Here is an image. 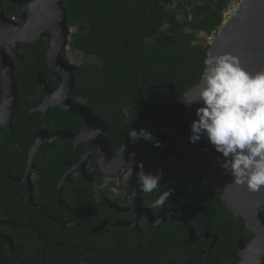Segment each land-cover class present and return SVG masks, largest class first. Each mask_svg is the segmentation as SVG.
I'll return each mask as SVG.
<instances>
[{
  "label": "trees",
  "instance_id": "obj_1",
  "mask_svg": "<svg viewBox=\"0 0 264 264\" xmlns=\"http://www.w3.org/2000/svg\"><path fill=\"white\" fill-rule=\"evenodd\" d=\"M0 1L6 17L21 21L17 5ZM239 1L63 0L68 27L75 31L70 34L69 47L83 56L75 65L76 84L70 98L82 100L109 124L106 137L114 146L121 141L118 132L132 129L147 130L161 145L167 140L163 128L182 137L183 96L200 81L210 48L199 35H215L224 14ZM48 47L45 39L20 44L18 57L12 58L19 98L14 129H0V220L6 222L0 225L4 236L0 238V264H237L239 238L247 245L253 236L199 173L195 177L183 174L176 191L167 180L144 196L151 206L172 189L165 206L188 217L196 237L208 230L217 236L211 250L212 238L183 243L188 232L176 221L167 220L159 229L145 224L142 233L123 227L107 232L114 220L95 205L96 192H85L80 176L73 185L64 186L60 197L70 209L61 206L56 199L59 179L84 149L82 145L74 150L66 139L42 147L35 161L39 171L33 172V205L24 199L26 184L12 179L24 175L36 132L67 129L77 134L82 125L80 118L60 108H52L47 118L30 112L43 97L35 80L48 72ZM59 84L56 81L54 86ZM137 144L151 159L160 148L143 139ZM91 175L97 179L102 174L96 170Z\"/></svg>",
  "mask_w": 264,
  "mask_h": 264
},
{
  "label": "water",
  "instance_id": "obj_2",
  "mask_svg": "<svg viewBox=\"0 0 264 264\" xmlns=\"http://www.w3.org/2000/svg\"><path fill=\"white\" fill-rule=\"evenodd\" d=\"M10 1L20 8L22 19L16 21L6 17L4 3L0 1V81L2 87L0 129H14L12 119L19 91L12 58L18 57L20 44H34L44 37L49 39L47 65L60 77L61 85L53 91L39 75L35 82L42 86L45 97L41 103L32 107L31 112H39L47 118L50 109L55 107L83 121L82 130L77 135L69 130L54 133L37 132L36 139L28 150L25 175L12 179L14 182L27 184L29 191L24 199L33 204L31 177L32 171L37 170L35 166L37 155L46 143L53 144L59 139L69 140L75 149L82 143L87 146L79 160L69 166L61 178L57 191L59 201L63 185L71 182V175L74 171H79L85 179H88L85 163L95 154L98 168L105 176H115L121 170H125L126 175V169L132 166V178L127 185L124 183L125 186L135 185L136 187L131 194L134 206L128 212L135 214L136 210L142 211L153 219L150 210L140 208L141 199L138 196L141 191L138 180L134 177L137 165L142 163L145 172L152 174L163 169L164 175L160 182L173 180L176 188L180 186L178 172L183 171L187 176L193 177L196 168L205 178L207 186L216 193L234 216L241 217L245 223V230L253 236L247 245L244 244L243 238H239L236 247L239 257L237 264H264V189L258 193H251L245 187L232 183V178L224 175L220 165L216 163L220 154L214 151L213 146L206 139L196 144L189 143L190 125L196 119V109L202 105L186 106L184 103L197 98L200 81L190 86L183 96L184 137L180 138L172 129L163 128L162 131L168 136V141L160 148L155 162H151L144 151L132 143L127 134L123 135L125 141L119 147L117 154L113 155L110 142L104 138L109 125L100 120L84 103L73 101L70 98L76 84V67L62 56L63 51L68 48L71 34L63 0ZM222 25L214 35L208 55H222L230 52L240 59L242 67L247 72L254 75L264 71V0H240L235 8V14H232L226 26ZM8 47L10 49L7 50ZM97 129L100 130L99 134H97ZM132 154H135L134 157ZM166 216L172 221L183 224L186 228L188 238L183 243L202 242L212 238L211 248L216 244L217 236L212 235L210 230L203 237H196L188 217H179L173 212L166 213ZM166 216L161 214L160 219L152 221V224L159 227ZM5 223L0 220V225ZM120 224L124 223H118L116 226ZM128 226L136 228V225ZM0 238H4L1 232Z\"/></svg>",
  "mask_w": 264,
  "mask_h": 264
},
{
  "label": "clouds",
  "instance_id": "obj_3",
  "mask_svg": "<svg viewBox=\"0 0 264 264\" xmlns=\"http://www.w3.org/2000/svg\"><path fill=\"white\" fill-rule=\"evenodd\" d=\"M184 104L202 105L196 109V119L190 125L189 143L206 139L220 154L216 163L224 175L232 178V183L251 193L264 189V71L254 75L247 72L240 59L230 52L209 54L203 61L197 98ZM96 131L99 134L100 130ZM128 136L133 143L143 139L156 148L161 147L145 129H132ZM137 167L139 190L147 194L158 190L163 169L152 174L145 172L142 163ZM132 175L131 166L126 169L125 182ZM112 191L119 195L118 189ZM172 194V189L164 191L151 207L165 206Z\"/></svg>",
  "mask_w": 264,
  "mask_h": 264
},
{
  "label": "flooded vegetation",
  "instance_id": "obj_4",
  "mask_svg": "<svg viewBox=\"0 0 264 264\" xmlns=\"http://www.w3.org/2000/svg\"><path fill=\"white\" fill-rule=\"evenodd\" d=\"M18 9L20 10V8L18 7ZM21 16V14H20ZM14 20H16L15 18H12ZM17 21V20H16ZM43 39H45L46 41H48L49 43V39L44 37ZM68 47H69V44H68ZM67 49L64 50L65 52V60L69 62L68 58H67ZM41 75V74H38L37 75V78L38 76ZM43 77V79L47 82V84L49 85L50 89L51 90H56L60 85H61V79L59 76H57L49 67H48V72L45 73L44 75H41ZM36 78V79H37ZM36 81V80H35ZM58 82L60 81V84L58 86H54L55 82ZM38 84V83H37ZM40 85V84H38ZM42 91H43V97L42 99L37 103H41L43 100H44V97H45V92L42 88V86L40 85ZM76 101H78L79 103H84L82 100H79L77 99ZM35 104V105H37ZM34 105V106H35ZM55 108V107H53ZM32 109V108H31ZM52 109V108H51ZM50 109V110H51ZM31 112V110H30ZM50 113V111H49ZM49 116V114H48ZM47 116V117H48ZM81 120V119H80ZM82 121V120H81ZM105 123V122H104ZM107 124V123H106ZM109 125V124H108ZM82 126H83V121H82V125L79 129V132L77 134L80 133V131L82 130ZM67 130V129H66ZM163 130V129H162ZM39 131H44V130H39ZM37 131V132H39ZM58 131H61V130H58ZM109 131H110V126H109V130L107 133L104 134V138L106 140H108L111 144V151L113 153V155H116L117 152H118V149L119 147L124 143L125 141V138L123 137L124 134H127L128 136V133L126 132H118L117 135H118V138L121 140L119 143L117 142V145L114 146L112 144V141L106 137L107 134H109ZM36 132V134H37ZM47 132V131H45ZM57 132V131H55ZM71 132V131H70ZM176 132V131H175ZM47 133H51V132H47ZM54 133V132H53ZM163 133V131H162ZM177 133V132H176ZM36 134H35V139H36ZM75 134V135H77ZM165 134V133H164ZM178 134V133H177ZM166 135V134H165ZM179 135V134H178ZM167 136V135H166ZM129 137V136H128ZM180 138H183L184 137V134L183 136L181 137L179 135ZM116 140H117V137H114ZM130 138V137H129ZM35 141V140H34ZM69 141V140H68ZM168 141V136H167V140L165 141V143L163 145L166 144V142ZM133 143V142H132ZM47 144V143H46ZM49 144V143H48ZM135 145L139 146L143 151L144 149L137 143H134ZM52 145V144H50ZM73 145V144H72ZM82 145H84V149H83V152L82 154L84 153L85 149H86V144L82 143L80 144L79 147H81ZM161 145V147L163 146ZM78 147V148H79ZM160 147V148H161ZM76 148V149H78ZM160 148L158 149L157 153L155 154V157L153 159L149 158V156L146 154V152L144 151V153L146 154V156L148 157V159L151 161V162H155V159L157 158V155H158V152L160 151ZM73 149L76 150L73 146ZM81 154V155H82ZM80 155V157H81ZM79 157V158H80ZM79 160V159H78ZM75 164V163H74ZM72 164V165H74ZM71 166V165H69ZM68 166V167H69ZM26 167H27V164H26ZM67 167V168H68ZM85 167H86V171H87V175H88V179H85L82 174L79 172V171H74L71 175V182H66L64 185H63V189H62V193L64 191V186L69 184V185H73L75 182V178H78L79 176L82 178V181L83 183H85V186H84V190L85 192L86 191H89L88 189H92L96 192V201H95V205L98 207V208H103L104 209V215L107 214V215H111L112 216V220H114V223L110 226L109 230L107 232L109 233H112V231L116 228H120V227H123V228H126V229H131V230H134L135 232L137 233H142L141 232V228L145 225V224H148L154 228H161V226L167 221H172L170 220L167 216H166V213L168 212H173L176 216H179V217H182L183 215L180 214V212L177 210V209H170L169 207H166V206H163L161 207L159 210L156 211L155 208L151 207L150 205H146V199H145V196L143 192H140L138 198L141 199V209L143 210H150L151 213L153 214V219H151V217L147 214H145L144 212H139L138 210H136L137 212L135 214H131L129 213L128 211H130V209L134 206L133 204V198L131 200V194L132 192L135 190V185H132V186H125L128 184V182H125L124 180V175H125V170H121L118 172L117 175L115 176H105L104 174L101 173V171L99 170L98 168V161H97V156L94 154L90 159H88L85 163ZM99 171L102 175L100 177H98L97 179L91 175V172L93 171ZM39 171V169L37 168V170H34L32 171V177H31V180H32V184H33V180L35 178V175L33 174V172H37ZM66 171V170H65ZM139 171L138 167H137V172ZM26 172V170H25ZM136 172V174H137ZM195 175L193 177H195L197 175V173H199V171L195 168ZM65 173V172H64ZM136 174L134 175V177L137 179V176ZM179 174V177H180V186L178 188H176L175 186V183L173 180H171L174 184V190H178L180 187H181V184H182V175L184 174L185 176H187L183 171H179L178 172ZM200 174V173H199ZM25 175V173H24ZM23 175V176H24ZM64 175V174H63ZM63 177V176H62ZM61 177V178H62ZM61 178L59 179V182L61 180ZM167 181V180H165ZM58 182V184H59ZM125 183V185H124ZM130 183V182H129ZM26 184V183H25ZM58 184H57V191H58ZM27 186V184H26ZM33 186V185H32ZM28 188V187H27ZM113 188H116L118 189L119 191V195H115L112 191ZM99 190H102V191H99ZM29 191V190H28ZM28 193V192H27ZM61 193V194H62ZM84 194V193H83ZM27 195V194H26ZM33 196V194H32ZM61 197V195H60ZM56 199H57V192H56ZM58 203L61 205V206H64L66 207L67 209H70L68 205H66L65 202L63 201H59L57 199ZM31 204V203H30ZM33 205V204H32ZM161 214L162 215H165L166 217L164 218L165 220L163 222L160 223L159 227L155 226L154 224H152V221H155V220H158L160 219L161 217ZM149 216V217H148ZM186 217V216H185ZM107 223V222H106ZM118 223H124V224H120L118 226H116ZM127 225V226H126ZM128 225H136V228L132 227V226H128ZM209 239V238H208ZM203 242V241H202ZM213 243V242H212ZM212 246V244H211ZM211 246L209 247V249L211 248ZM82 263H86V262H82ZM90 264V263H88Z\"/></svg>",
  "mask_w": 264,
  "mask_h": 264
},
{
  "label": "rangeland",
  "instance_id": "obj_5",
  "mask_svg": "<svg viewBox=\"0 0 264 264\" xmlns=\"http://www.w3.org/2000/svg\"><path fill=\"white\" fill-rule=\"evenodd\" d=\"M162 2H163L164 4H172V3L175 4L176 0H171V1H168V2H167L166 0H162ZM236 7H237V5H235V6L233 7V10H234ZM233 10H230V11H228V12H226V13L224 14V21L227 19V17H228L229 15L232 14ZM165 31H166V29H165ZM73 32H75V31L72 29V30H71V33H73ZM199 37H200V39H201L202 41H205V42H207V43L210 45L211 42L213 41L214 35L211 36V37H209V38H207V37H205V35L200 34ZM8 49H10V47H8L7 50H8ZM66 51H67V58H68L69 62H70L72 65H74V66H75V65H78L81 61H83V56H82L81 54L77 53V52H73V51H71L70 47H68ZM81 264H88V263H81Z\"/></svg>",
  "mask_w": 264,
  "mask_h": 264
},
{
  "label": "bare ground",
  "instance_id": "obj_6",
  "mask_svg": "<svg viewBox=\"0 0 264 264\" xmlns=\"http://www.w3.org/2000/svg\"><path fill=\"white\" fill-rule=\"evenodd\" d=\"M232 14H233V12H232ZM232 14L229 15L225 21H223V23H222L223 25H222V26H226V24L228 23V21H229L230 18L232 17Z\"/></svg>",
  "mask_w": 264,
  "mask_h": 264
}]
</instances>
